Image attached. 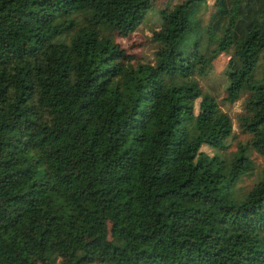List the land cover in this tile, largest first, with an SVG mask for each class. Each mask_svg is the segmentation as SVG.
Listing matches in <instances>:
<instances>
[{"label": "trees", "instance_id": "1", "mask_svg": "<svg viewBox=\"0 0 264 264\" xmlns=\"http://www.w3.org/2000/svg\"><path fill=\"white\" fill-rule=\"evenodd\" d=\"M75 1L0 0V264H65V250L94 264H264V178L233 194L249 150L264 159V0H213L207 21L205 0L165 6L136 70L115 36L155 0L81 15ZM191 51L202 67L229 52L225 99L243 95L250 137L228 159L200 149L223 148L230 124L203 129L215 108L194 107Z\"/></svg>", "mask_w": 264, "mask_h": 264}, {"label": "rangeland", "instance_id": "2", "mask_svg": "<svg viewBox=\"0 0 264 264\" xmlns=\"http://www.w3.org/2000/svg\"><path fill=\"white\" fill-rule=\"evenodd\" d=\"M180 1L182 0H155L154 10L147 14V17L137 26L136 30L125 37L115 36V40L119 43L120 48L129 58L125 64H131L134 68L133 70H136L135 67L137 64L145 66L153 61V53L156 47L155 43L151 40V36L153 31H158L159 29L160 19L158 11L165 6L171 7L178 4ZM212 3L213 0H205V7H200L198 11V14H202L204 21L208 20V15L213 10ZM97 7L98 0H76L74 11L76 14L81 15L83 10L95 11ZM211 52L212 50H210V54ZM228 54L221 52L210 59L206 66L202 67V63H199L195 58V54L192 53L190 56V73L187 76V81H189L190 85H193V89L200 93L194 101V107L196 108L201 97H205L215 108V111L209 113L204 120L202 124L203 129L206 130L207 126L213 121L221 122L226 120L230 124V133L223 143V148L211 150L205 146L200 147V149L205 151L209 156H211L213 152L224 159H228L236 152L240 145L248 142L250 137L248 133L243 132L237 126L236 122V116L241 112L243 95L232 103L225 99V87L227 82L223 70L228 62ZM116 80H120V76L112 77L109 82L115 84ZM121 83L122 81L119 82V84ZM151 103L155 112L161 109L163 104L161 92H158L152 98ZM155 123V117H152L148 120L147 126L152 128L155 126ZM249 159L252 164V169L240 176L233 189V194L237 195L238 198L242 197L261 178H264V159L250 150ZM94 225L97 230H104V226L98 222H95ZM108 225L109 222H106V226ZM85 236V238H88L89 233L87 232ZM258 244L260 247L264 246V229L259 233ZM97 250L99 253L103 252L101 248ZM79 257L80 254L76 250H65L56 254L57 261H63L65 264H94V262L87 263Z\"/></svg>", "mask_w": 264, "mask_h": 264}]
</instances>
